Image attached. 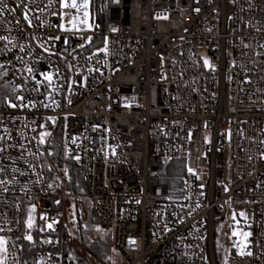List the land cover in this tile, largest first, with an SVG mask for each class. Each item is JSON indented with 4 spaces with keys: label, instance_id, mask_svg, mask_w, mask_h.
Masks as SVG:
<instances>
[{
    "label": "built area",
    "instance_id": "built-area-1",
    "mask_svg": "<svg viewBox=\"0 0 264 264\" xmlns=\"http://www.w3.org/2000/svg\"><path fill=\"white\" fill-rule=\"evenodd\" d=\"M2 3L4 264H65L67 201L85 199L126 264H222L235 222L250 243L228 264H264V0H89V30L62 0ZM33 207L56 250L25 249Z\"/></svg>",
    "mask_w": 264,
    "mask_h": 264
},
{
    "label": "rangeland",
    "instance_id": "rangeland-1",
    "mask_svg": "<svg viewBox=\"0 0 264 264\" xmlns=\"http://www.w3.org/2000/svg\"><path fill=\"white\" fill-rule=\"evenodd\" d=\"M88 17L85 23L82 24L80 29L89 30L92 29L91 22V9L88 6ZM84 10L82 9L80 17L84 20ZM70 17L68 13L62 14V29H72L70 26ZM228 30L231 32L232 27L229 26ZM227 56L228 59L233 57V40L229 39L227 43ZM172 191H180L182 189L181 182H172ZM91 201L85 199L83 201L74 202L67 201V213H66V228L71 233V246L77 251L80 257L86 255L85 251L78 245L79 231L84 227L85 230L90 231V239L97 240L106 235H110L109 227H107L101 220L93 223H87L91 219ZM95 211V210H94ZM231 220V219H230ZM231 223V221H230ZM83 224V225H82ZM85 225V226H84ZM236 235H233V233ZM244 233H250L251 230L245 222H235L234 224L219 223L216 229L215 239L218 246L221 248L223 254V263L228 264V260L235 249H242L244 246L250 243V236L245 237ZM54 234V233H53ZM5 240L3 235H0ZM5 251H0V258L3 257ZM110 264H126V261L122 254L114 247H111V254L109 255Z\"/></svg>",
    "mask_w": 264,
    "mask_h": 264
},
{
    "label": "trees",
    "instance_id": "trees-1",
    "mask_svg": "<svg viewBox=\"0 0 264 264\" xmlns=\"http://www.w3.org/2000/svg\"><path fill=\"white\" fill-rule=\"evenodd\" d=\"M0 71V103L7 102V94L13 90V88L6 86L1 82ZM171 176H174L173 178ZM176 179V175L172 173L166 177V180L172 184ZM68 186L71 190L80 191L82 189V183L75 167L70 170ZM91 207L92 217L87 223H93L100 221L99 216ZM26 225V224H25ZM83 225V224H82ZM85 226V225H84ZM79 231L78 245L82 247L86 255L82 258L77 254V251L71 246V233L65 228V234L70 237L69 242L65 244V264H110L109 255L111 254V236L108 234L97 240L90 239L89 232L81 228ZM26 230L30 232L32 236L31 240L26 239L25 249L30 254L33 251L40 249L56 250L59 247L61 240V233L43 234L39 231L36 224L30 229L26 226ZM214 247L217 248L218 243L214 241Z\"/></svg>",
    "mask_w": 264,
    "mask_h": 264
},
{
    "label": "snow or ice",
    "instance_id": "snow-or-ice-1",
    "mask_svg": "<svg viewBox=\"0 0 264 264\" xmlns=\"http://www.w3.org/2000/svg\"><path fill=\"white\" fill-rule=\"evenodd\" d=\"M49 2L51 4V3H53V0H49ZM88 6H89V0H82V2H80V3H78L77 0H62V7L65 8V9H75L77 12H79L81 9L84 10V12H83L84 20L80 21L81 23H85L86 20H87V17H88L87 9H88ZM3 7H4V5L2 3V0H0V9H3ZM25 19H27V15H25ZM78 19H79L78 17L73 16L72 21H71L73 26L76 25ZM61 27H63V26H61ZM65 30H68V29H65ZM81 47H83V45H81ZM104 51H106V49H104ZM205 64H208L207 60H205ZM28 71L31 72L32 69L29 68ZM44 79L47 80L49 83L52 82V76L50 74H45ZM19 99H23V97H19ZM11 106L12 107H17V105H15V104H12ZM24 106L27 107V105H24ZM47 135H48V133L42 134L41 139H40V143H44V137L47 136ZM77 159H79V158L77 157ZM34 212H35V207H33L30 210L29 219L27 221L28 228H30V229L34 226L33 218H32V213H34ZM243 215L244 214L241 213V216H243ZM43 218L44 217H42V219ZM233 218H235V217H233ZM47 227L49 229H51L52 228V224H48ZM233 235H236V233L234 232ZM250 235H251L250 233H244L245 237L250 236ZM26 238L28 240H31L32 236L29 235ZM132 242L134 243V241H132ZM6 243L7 242L2 237H0V251H6ZM243 254H244L243 250H241V255H243ZM4 259H6V258H4ZM4 259H0V264H4Z\"/></svg>",
    "mask_w": 264,
    "mask_h": 264
}]
</instances>
